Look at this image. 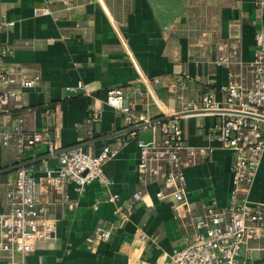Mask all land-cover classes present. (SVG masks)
<instances>
[{"label":"crops","instance_id":"crops-1","mask_svg":"<svg viewBox=\"0 0 264 264\" xmlns=\"http://www.w3.org/2000/svg\"><path fill=\"white\" fill-rule=\"evenodd\" d=\"M67 1L66 7L63 0H55L51 13L42 15L34 13L42 0H0V25L13 23L0 30V49L8 51L3 63L14 73L40 76L34 88L22 91L11 115L23 119L25 133L46 129L57 146L53 154L45 144L21 152L0 146V171L32 165L39 177L41 169L55 168L58 156L67 149L79 146L96 156L108 146L117 149L103 164L110 184L92 182L81 195L69 185L66 192L77 206L56 205L49 213L56 219L53 238L38 241L24 258L0 253V264L10 260L17 264H169L171 254L192 239L194 218L203 207L212 201L218 208L228 204L233 154L209 141L217 116L196 113L182 118L185 143L211 146L212 152L208 157L198 155L194 165L181 170L186 208H179L181 218H176L172 199L157 196L159 191L167 193L161 182L144 186L137 172L136 142L151 139L150 126L128 125L121 112L106 104V92L126 88L124 107L156 123L177 115L183 103L198 104L208 92L221 102L224 95L219 88L238 68L214 64L219 44L236 49L242 63L250 64L264 12L257 13L251 0ZM94 109L100 111L99 120L88 124ZM10 125L11 119L0 116V131ZM15 171L0 173V213L6 211L5 193ZM135 193L143 198L121 222L114 210L125 209ZM112 197L115 201H110ZM249 198L264 203V154ZM40 200L57 198L42 192ZM98 226L113 228L108 241L97 239ZM250 246L244 264H264V239Z\"/></svg>","mask_w":264,"mask_h":264},{"label":"built area","instance_id":"built-area-1","mask_svg":"<svg viewBox=\"0 0 264 264\" xmlns=\"http://www.w3.org/2000/svg\"><path fill=\"white\" fill-rule=\"evenodd\" d=\"M54 1L42 0L34 13L49 15ZM251 2L257 13L264 12V0ZM63 5L67 7L68 1L63 0ZM12 25V22L1 24L0 30ZM254 47L252 62L244 65L236 49L227 50V45L220 43V53L214 64L238 68L236 73L230 74L227 84L219 88L224 95L223 100L217 102L213 93H205L198 104L183 103L177 115L162 122H153L145 114H131L123 105L128 96L126 88L114 87L106 92V104L121 112L128 125L150 126L151 139L136 142L139 155L137 172L144 186L153 181L161 182L167 193L159 191L157 196L159 199H172L176 218H181L179 208H186V186L181 170L194 165L198 155L208 157L212 152L211 146L198 148L185 143L182 118L196 113L217 116L219 122L211 129L209 141L218 142L233 154L228 204L218 208L212 201L203 207L201 214L194 218L192 239L171 254L169 264H244L252 250L250 243L264 239V203L249 198V189L264 154V25L254 36ZM7 55L6 49H0V116L11 119V125L8 130L0 131V146L21 152L32 145L45 144L53 154L57 146L47 137L46 129L25 133L23 119L11 115V106H19L22 91L34 88L40 76L10 71L3 63ZM180 80V77L176 79ZM15 85L18 88H13ZM99 117L100 111L94 109L86 123H96ZM125 145L126 140H123L121 146ZM116 153L117 149L105 146L98 155L91 156L75 146L58 156L55 168L41 169L39 177L32 165L16 169L5 193L3 204L6 211L0 213V253L7 254L8 258L15 255L24 258L34 251L38 241L52 239L56 232V219L49 213L56 205L77 206L76 199L70 200L67 187L73 185L75 193L81 195L92 182L109 185L103 164ZM42 192L54 195L57 201L40 200ZM142 198V194L135 193L125 209L116 207L115 215L121 222L127 220L132 214L133 204ZM115 199L112 197L110 201ZM112 232L113 228L98 226L95 229L97 239L102 242L108 241ZM139 239L145 241L146 236L140 234ZM9 264L17 262L10 260Z\"/></svg>","mask_w":264,"mask_h":264},{"label":"water","instance_id":"water-1","mask_svg":"<svg viewBox=\"0 0 264 264\" xmlns=\"http://www.w3.org/2000/svg\"><path fill=\"white\" fill-rule=\"evenodd\" d=\"M169 119H170V118H169ZM165 120H167V119H165ZM22 166H24V165H19V166H15V167H10V168H7V169H5V170L0 171V173H6V172H9V171H13V170H16V169H18V168H20V167H22Z\"/></svg>","mask_w":264,"mask_h":264}]
</instances>
